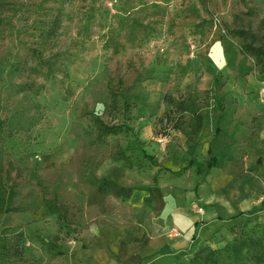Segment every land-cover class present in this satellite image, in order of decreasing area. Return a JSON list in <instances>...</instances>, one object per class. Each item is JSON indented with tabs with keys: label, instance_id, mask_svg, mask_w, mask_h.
<instances>
[{
	"label": "rangeland",
	"instance_id": "rangeland-1",
	"mask_svg": "<svg viewBox=\"0 0 264 264\" xmlns=\"http://www.w3.org/2000/svg\"><path fill=\"white\" fill-rule=\"evenodd\" d=\"M263 8L264 0H0V264H188L242 235L264 240V209L229 214L203 241L212 252L167 258L168 240L193 231L155 223L165 206L145 214L155 223L147 229L135 213L153 187L187 209L195 184L264 178V69L231 34L262 35ZM182 101L187 109L177 110ZM191 106L203 116L197 135ZM96 116L121 132L100 141ZM204 129L209 149L192 152ZM209 160L219 168L207 170ZM105 180L133 188L131 199L99 194ZM217 257L230 263L226 249Z\"/></svg>",
	"mask_w": 264,
	"mask_h": 264
},
{
	"label": "crops",
	"instance_id": "crops-1",
	"mask_svg": "<svg viewBox=\"0 0 264 264\" xmlns=\"http://www.w3.org/2000/svg\"><path fill=\"white\" fill-rule=\"evenodd\" d=\"M210 136L208 130L204 129L201 133V138L199 142L194 144L192 152L202 151L203 149H209L205 145V140ZM217 170V168H215ZM217 183V182H216ZM211 182L209 180L205 181L203 184H195L198 197L194 196L190 198L191 207L180 208L178 207V201L173 197L167 198L165 202V208L162 211H158L160 214L158 220H155L158 225L166 226V219H172V221L177 224V228L180 226L186 225L189 230H192L193 233H184L180 239L177 240H168L171 245V250L169 248L163 250V257L178 256L181 251L186 249H196V251H202L204 248L207 252H212V248L215 247L212 245L203 246V241L211 237L219 226L223 223L224 216L229 214H243L248 212L260 211L264 209V178H250L247 175H243L238 179L225 180L222 185V196L219 195V187L221 185ZM251 185L253 188L254 195L251 197L246 193V187ZM143 197H146L145 194ZM222 197V198H221ZM131 199V198H130ZM140 197L133 198V202L138 201ZM131 200V202H132ZM136 203V202H135ZM138 203V202H137ZM197 205V207L195 206ZM204 206L202 211H198L199 206ZM136 214H141L142 222L144 228L146 227V221H148L145 214L155 213L156 204L153 202L143 201V205H136ZM190 209V210H189ZM144 214V215H143ZM206 217L207 219L213 220V223L202 224L200 218ZM194 222L191 226L190 223ZM149 225L153 226L155 223L153 221H148ZM199 229V232L196 233L195 229ZM187 229V230H188ZM172 243V244H171ZM199 253V252H198ZM203 254H206L203 252Z\"/></svg>",
	"mask_w": 264,
	"mask_h": 264
},
{
	"label": "trees",
	"instance_id": "trees-1",
	"mask_svg": "<svg viewBox=\"0 0 264 264\" xmlns=\"http://www.w3.org/2000/svg\"><path fill=\"white\" fill-rule=\"evenodd\" d=\"M264 12L263 10H261ZM249 15L257 16V10H250ZM261 25L264 28V19L261 20ZM231 34L239 38L241 43L239 44V53L241 55H249L254 58L255 65L259 67L260 71L264 69V33L260 35L258 32H253L252 30L244 29H234ZM187 109L185 106V101L180 102L177 105V110L184 111ZM192 112L194 114L195 124L193 125L192 132L193 135H197L203 128V116L200 112L196 110L194 106H191ZM95 127L98 133V139L100 141L105 140L110 136L117 135L121 132L120 126L109 125L104 122L101 118H94ZM210 152V150H209ZM191 162L190 164H192ZM212 168H219V165L215 161H207L206 169L210 170ZM149 198L145 202H156L159 203L157 210H162L164 208L163 194L159 188L153 187L149 190ZM97 192L99 194H111L117 198H131L134 192L133 188H126L117 185L109 180H105L99 183L97 186ZM236 217V216H234ZM233 217V218H234ZM226 249L230 254L229 264H264V240L259 236H240L230 243H227L223 247L215 248L212 255L208 258L207 262H203L199 259H192L188 264H221L218 259L219 250Z\"/></svg>",
	"mask_w": 264,
	"mask_h": 264
}]
</instances>
